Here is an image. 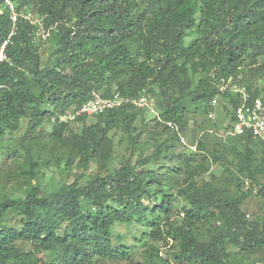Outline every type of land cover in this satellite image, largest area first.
Wrapping results in <instances>:
<instances>
[{
  "label": "trees",
  "instance_id": "16d2710c",
  "mask_svg": "<svg viewBox=\"0 0 264 264\" xmlns=\"http://www.w3.org/2000/svg\"><path fill=\"white\" fill-rule=\"evenodd\" d=\"M11 1L48 37L36 41L37 27L18 18L0 64V264H252L264 219L244 206L264 198V144L208 130L194 150L180 140L217 96L228 122L209 128L233 122L239 100L220 95L222 79L264 104V0ZM2 4L0 44L12 29ZM93 93L149 106L59 121ZM116 132L128 152L119 159ZM143 132L151 151L136 157Z\"/></svg>",
  "mask_w": 264,
  "mask_h": 264
},
{
  "label": "built area",
  "instance_id": "2783aa9c",
  "mask_svg": "<svg viewBox=\"0 0 264 264\" xmlns=\"http://www.w3.org/2000/svg\"><path fill=\"white\" fill-rule=\"evenodd\" d=\"M3 8L6 9L10 15L12 22V29L6 39L0 44V64H10V59L7 55V47L12 43V37L16 35V22L18 18H23L29 24L37 27L36 41H45L48 37V31L44 30L42 19L35 17L31 12H17L14 3L11 0H3ZM1 12V11H0ZM220 95L230 94L238 98L239 103L234 109L233 122L218 136L223 139L227 137L249 135L255 139L260 140L264 144V104L262 98L252 97L247 89L235 81L233 78L222 79L218 89ZM219 96L215 97L210 103V110L207 114L208 120L212 123L216 122V108L218 106ZM133 103L138 107H148L149 101L147 98L141 96L132 101L123 98L118 93L113 94L111 98L102 97L99 93H93L92 96L80 107L71 109L59 118L60 122L69 123L81 117H91L99 115L104 112L119 108L124 104ZM55 119L52 118V122ZM170 129H175L171 124H167ZM181 143L185 144L181 137ZM194 150V147H190ZM244 190H249L251 184L249 180H244Z\"/></svg>",
  "mask_w": 264,
  "mask_h": 264
},
{
  "label": "rangeland",
  "instance_id": "374dc122",
  "mask_svg": "<svg viewBox=\"0 0 264 264\" xmlns=\"http://www.w3.org/2000/svg\"><path fill=\"white\" fill-rule=\"evenodd\" d=\"M41 50L45 51V53H50V50H53V46H51L50 43H45L42 44L41 46ZM226 114L222 108V104L219 102L217 109H216V122L218 125H223L224 123L226 124L228 122V120H226L225 118L228 117L225 115ZM146 116V131H149V128H151L153 126V124L151 123V120L156 116V112L152 111L151 112H147L145 114ZM226 120V121H225ZM88 123L91 122V120L87 121ZM211 121L208 120V117H204V116H194L192 118V120L189 122L188 125V131L182 135L184 142L186 143L187 147H191V143L194 142L198 136L205 130H208L212 133H217V136L220 134L218 131H216L214 128L209 126L211 125ZM74 127H76L74 125ZM137 127H139L140 129V125H138ZM46 130L50 129V125L47 124L45 126ZM24 130V124L22 125L19 134H21V132ZM125 138L126 135L125 133L121 132V133H114L113 134V139L115 140L116 143V147H115V154L114 157L115 159H119L121 157H126L128 156V152H125L123 150L124 146H125ZM147 133L143 132L142 135L138 136V138H136V142L138 144V146L135 147V156L137 157L139 154H148L151 151V144L147 143ZM169 138L168 136H164L162 137V139H167ZM122 142V145H118V141ZM187 147H185L182 144H178L176 146V150L175 153H185L186 155L188 154V150ZM161 158V156H160ZM117 160H115V163L112 164L114 167L115 165H117ZM173 165H177V162L174 161ZM217 171L220 170L218 168H216ZM94 167H91V171H94ZM219 173V172H218ZM54 180H64V176L60 175V176H55ZM73 177L69 178V181L72 182ZM259 184H264V175L260 178L259 180ZM245 210H248V215H249V219L251 218H263L264 219V198L260 199L259 197H255V196H250L244 206ZM117 232L124 237V240H129V235H128V229L125 228L124 226H117L116 228ZM232 250V248H230ZM250 263L252 264H264V251L260 254H256L253 255L251 257Z\"/></svg>",
  "mask_w": 264,
  "mask_h": 264
}]
</instances>
